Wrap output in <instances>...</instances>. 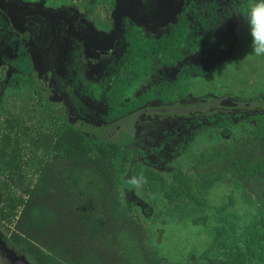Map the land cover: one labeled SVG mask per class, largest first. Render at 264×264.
Wrapping results in <instances>:
<instances>
[{
    "label": "flooded vegetation",
    "instance_id": "1",
    "mask_svg": "<svg viewBox=\"0 0 264 264\" xmlns=\"http://www.w3.org/2000/svg\"><path fill=\"white\" fill-rule=\"evenodd\" d=\"M99 3L0 0V106L47 110L62 127L65 120L35 83L28 48L33 45L43 85L50 82L56 103L90 125L130 119L113 135L126 142H111L130 151L131 162L141 168L163 173L206 123L214 122L208 128L223 139L225 131L239 128L235 116L256 115L264 122L259 109L186 108L264 101L246 99L244 88L234 86L238 61L253 55L242 20L232 17L214 27L225 0H124L118 22L117 0H107L102 13ZM223 78L233 84L224 86Z\"/></svg>",
    "mask_w": 264,
    "mask_h": 264
},
{
    "label": "rangeland",
    "instance_id": "2",
    "mask_svg": "<svg viewBox=\"0 0 264 264\" xmlns=\"http://www.w3.org/2000/svg\"><path fill=\"white\" fill-rule=\"evenodd\" d=\"M107 6V0H100L98 11L102 13ZM238 65L239 82L234 86L244 88L246 99L264 100V57H243ZM223 81L224 86L230 83L224 78ZM259 122L256 115L235 116L233 123L239 128L237 138L232 139L229 134L221 139L214 128H208L214 122L206 123L190 136L185 151L165 164L162 175L168 178L179 167L189 178L192 191L198 175L203 182L211 180L212 187L204 193L207 204L220 206L233 195L235 205L228 213L233 214V223L243 229L264 212V173L255 177L244 174L249 163L264 159V140L252 134ZM58 127L47 110H28L22 104L9 106L7 102L0 106V209L5 202L11 205L5 218L0 219V264H36L12 240L17 236L22 203L34 193L38 194L37 214L30 220L42 228L49 227L45 238H57L68 247L74 255L73 264H148L151 251L163 259V264H209L210 259H223L230 264L223 248L214 244L216 222L212 210L207 209L206 218L199 215L196 220L165 217V213H160L162 208L151 203L145 192L134 190L135 197L131 195L128 179L132 177L127 173L118 189L119 211L124 214L121 215L101 183L87 181L86 164L50 163L53 158L46 154L45 147L58 140ZM14 161L21 163L19 172L7 169ZM48 164L53 170L48 169ZM18 173V178L11 180ZM78 178L82 181L76 183ZM234 181L240 183L239 191L233 190ZM141 201L146 206L140 205ZM158 226L167 232L156 235Z\"/></svg>",
    "mask_w": 264,
    "mask_h": 264
},
{
    "label": "trees",
    "instance_id": "3",
    "mask_svg": "<svg viewBox=\"0 0 264 264\" xmlns=\"http://www.w3.org/2000/svg\"><path fill=\"white\" fill-rule=\"evenodd\" d=\"M261 113L264 114V112ZM57 118L59 117L57 116ZM230 128L227 127V129ZM57 132L58 140L56 143L45 147L46 154L53 159L55 158L50 163L60 161L68 166L86 164V172L89 173L87 181L89 180L88 182L91 183L96 180V182L101 183L102 189L107 191L118 213H121L119 211L118 189L122 185V178L130 173L131 177L138 176L140 183L143 184L144 177L140 176V173L143 172L148 183L144 185L141 191L148 195L151 203L156 202L162 208L163 211L160 213H165V217L181 221L196 220L199 215L206 218L207 209L212 210L216 222L213 228L215 232L214 244L221 246L226 252L225 260H229L230 264H264V212L260 213L253 222L245 225L243 229H239V226L232 221L233 214L228 213L229 209L235 205L236 200L233 195H230L227 202L220 206L211 207L207 204L208 201L204 198V193L212 187L213 182L211 180L203 182L198 175L199 179L195 182L196 187L192 191L187 183L189 178L179 170V167L167 178L153 168H141L139 164H133L130 159V151L123 148L122 145L103 140L93 143L89 139L90 137L80 133L66 121H63L62 127H58ZM225 132L229 133V139L237 138L238 131H231L230 129ZM252 134L264 140V122L257 123L252 129ZM199 161L201 162V160ZM20 164L19 161H14L7 169L12 172L16 170L19 172L21 170ZM48 169L53 170L50 164H48ZM263 173L264 159L257 163H249L244 170V174L248 177H255ZM19 175V173L12 175L11 180L15 181ZM75 181L78 183L82 180L78 178ZM237 187L240 188L241 185L234 181L233 190L239 191ZM37 195L36 193L32 194L29 201L22 203L24 210L16 230V238L18 235L19 237L17 239L13 237L12 240L24 248L36 264H73L74 255L68 247L57 238L51 237L48 240L45 238L44 232L49 230V227L42 228L41 225L30 220L32 215L37 214L38 199H35ZM9 206L11 207L8 201L0 209L1 220L5 218L6 209ZM151 208L154 212V208ZM121 215L124 214L121 213ZM158 227L161 231L167 232L165 227ZM207 252L209 253L210 250ZM148 264H163V259L155 251H151ZM209 264L227 263L223 259L219 261L210 259Z\"/></svg>",
    "mask_w": 264,
    "mask_h": 264
},
{
    "label": "water",
    "instance_id": "4",
    "mask_svg": "<svg viewBox=\"0 0 264 264\" xmlns=\"http://www.w3.org/2000/svg\"><path fill=\"white\" fill-rule=\"evenodd\" d=\"M123 2L124 0H117V7L114 13V18L116 22H118L122 16L121 14H122ZM28 48L33 62L35 83L38 86V88L42 90V93L44 94L49 105L54 109V111L59 116H61L70 126H72L77 131L88 137L103 141H113L120 143L126 142V141H122L121 139H116L113 135L115 134V132L119 131V129H121L130 120L129 118L121 120L120 122L108 126H100V125H92V124L90 125L82 121L81 119L75 117L73 114H71L62 104H60V101L59 103L58 102L56 103L57 93H55L52 90L51 86H49L50 82H47L45 86L43 85V82H45V80L40 77L39 58L37 57L33 45L28 46ZM48 79H51L49 72H48ZM186 108L191 112H194L195 110H199V109H209V108H232L236 110H246V111H253L259 109L261 112H264V101H252L249 103H236V102L233 103L228 101H218V102L206 103V104L205 103L191 104L188 105ZM140 205L146 206L142 201ZM12 259H14V261L16 262L17 261L19 262V259L17 258H12Z\"/></svg>",
    "mask_w": 264,
    "mask_h": 264
},
{
    "label": "clouds",
    "instance_id": "5",
    "mask_svg": "<svg viewBox=\"0 0 264 264\" xmlns=\"http://www.w3.org/2000/svg\"><path fill=\"white\" fill-rule=\"evenodd\" d=\"M232 17L239 18L247 27L252 55L264 57V0H225L224 11L214 27H220L224 20ZM140 176L144 177L143 184L138 176L128 179V184L136 191H140L148 183L143 172Z\"/></svg>",
    "mask_w": 264,
    "mask_h": 264
}]
</instances>
